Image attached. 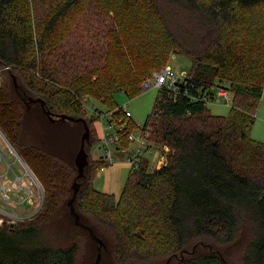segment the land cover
I'll list each match as a JSON object with an SVG mask.
<instances>
[{
	"label": "trees",
	"instance_id": "obj_1",
	"mask_svg": "<svg viewBox=\"0 0 264 264\" xmlns=\"http://www.w3.org/2000/svg\"><path fill=\"white\" fill-rule=\"evenodd\" d=\"M174 53L190 71L143 123L164 164L132 170L118 197L98 191L108 163L89 155L97 116L83 98L115 109V93L137 96ZM220 87L226 115L205 99ZM263 92L264 0H0V131L44 194L30 219L0 224V264H93L67 207L82 119L89 163L73 206L105 246L99 264H264V142L249 136Z\"/></svg>",
	"mask_w": 264,
	"mask_h": 264
},
{
	"label": "built area",
	"instance_id": "obj_2",
	"mask_svg": "<svg viewBox=\"0 0 264 264\" xmlns=\"http://www.w3.org/2000/svg\"><path fill=\"white\" fill-rule=\"evenodd\" d=\"M184 77V76H183ZM183 77H177L175 73L166 65L158 71H152L150 75L141 83L142 89L156 87L157 91L163 89L170 92H176L178 83ZM216 96L225 100L229 105L231 102V94L225 88H217L213 96H207L208 102H213ZM88 96L82 101L83 107L87 110ZM92 112L97 116L100 124V138L104 147V157L108 164L112 163L114 147L121 150H127L126 147L120 145V134L125 132L127 138L134 143L130 148L126 161L131 166V170L140 168V153L142 151H150L148 144V129H144V125L136 126L134 129L128 128V121L124 118H118L114 114L121 110L126 118L131 117V113L127 110V104L118 105L117 108L106 110L105 113L99 112L93 105ZM115 128V130H112ZM114 144V145H113ZM113 145V148L111 146ZM11 156L13 159H11ZM15 162H19L22 169H15ZM0 163L4 164V171L0 173V224L6 222L14 224L17 221L30 219L36 214L43 205V188L28 165L20 158L7 139L0 131ZM29 214H19V211H29Z\"/></svg>",
	"mask_w": 264,
	"mask_h": 264
},
{
	"label": "rangeland",
	"instance_id": "obj_3",
	"mask_svg": "<svg viewBox=\"0 0 264 264\" xmlns=\"http://www.w3.org/2000/svg\"><path fill=\"white\" fill-rule=\"evenodd\" d=\"M167 66L175 73L177 77H183L187 75V73L190 71L191 63L188 59L181 57L178 54L174 53L169 58ZM156 93H157V88L153 86L148 89L141 88V92L137 96H134L132 98L128 97L124 92H117L114 94V100L118 105L127 104V110L131 113L130 119H131L132 127L135 129L136 126L142 125L146 121V118L151 111ZM93 105H95L98 109L102 110L103 113L106 112V108L102 104H100L99 102L93 99H90L87 102V106H88L87 115L88 116H90L93 113L91 110V107ZM207 105H208L209 110L214 114L226 115L229 112V105L226 104L223 98L218 97V96H216V99L213 102H208ZM95 127L97 129L96 133L98 135V140L94 144H92L89 149V155L91 156L92 159H98L100 157L103 158L104 152H105L104 147L102 145L101 138L99 137L100 130L98 129L96 122H95ZM112 130H115V128H112ZM75 131H77V137H76L77 143L75 144V148L78 149L80 138L84 130L81 129L80 126H78L77 128H75ZM249 136L257 141L264 142V92L261 96L259 106L255 114L254 123L251 126V129L249 131ZM150 144L152 146V149L150 151H147V152L142 151L140 153V162H141L140 167H144L146 171L153 170L155 168V165L157 164V161L162 156L161 147L154 143H150ZM113 145L111 146V148H113ZM133 146H134V143L130 141V145L126 147L128 151L125 154L129 155L130 148ZM11 159H13L12 156H11ZM74 160H75V156H74ZM14 168L22 169V166L19 162H15ZM3 171H4V164L0 163V173ZM33 209L34 208L26 212L20 210L19 214H22V215L29 214L30 212L34 211ZM59 215L62 216L64 214L60 213ZM61 234H62V230L60 229V234L53 235V238L58 237L57 240L53 239L52 236H50L49 239L52 240L53 242L62 240L61 237L63 234L62 235ZM94 255L92 257L93 259H94ZM167 263H168V259L165 261V263L161 262L160 264H167ZM77 264H88V262L85 259V256L81 257L80 259L78 258Z\"/></svg>",
	"mask_w": 264,
	"mask_h": 264
},
{
	"label": "crops",
	"instance_id": "obj_4",
	"mask_svg": "<svg viewBox=\"0 0 264 264\" xmlns=\"http://www.w3.org/2000/svg\"><path fill=\"white\" fill-rule=\"evenodd\" d=\"M96 123L98 129L100 130L101 123H99V121H96ZM161 149L162 156L157 161L155 169L161 167L166 159L167 149L164 147H161ZM127 151L128 150H121L117 148V146L114 147L113 154L115 155H113V162L108 164L107 166L100 168L94 176L93 185L98 191L106 194H113L115 197H118L126 177L132 171L131 166L126 161L128 154L125 153Z\"/></svg>",
	"mask_w": 264,
	"mask_h": 264
},
{
	"label": "water",
	"instance_id": "obj_5",
	"mask_svg": "<svg viewBox=\"0 0 264 264\" xmlns=\"http://www.w3.org/2000/svg\"><path fill=\"white\" fill-rule=\"evenodd\" d=\"M14 83H15V80H14ZM36 101H39L41 103V105H43L40 100L33 99V102H36ZM44 113L49 116V112L44 111ZM60 118L61 119H68V120H72V121L79 120V119H74V118L69 117V116L68 117L61 116ZM50 119H52V118H50ZM82 123L84 126V131L81 135L80 146H79V149L75 155V160H74L75 166L77 168V175H76V177L73 180V183L71 185L72 196L69 198V200L67 202V207H68V213L72 216L74 224L77 226H81V227L85 228L88 231L91 238L95 241V243H96V256H95V259L93 261V264H99V261L101 259L102 248H104L105 246H104L103 242L101 241V239H99L97 236H95L93 234V231L89 227L85 226L84 224H82L80 222L79 215L77 214V212L75 211V208L73 206V201H74V198H75L76 193H77L78 188H79V184L77 183L76 179L81 178L83 176L84 167L89 163L88 159H87L88 154L85 151V144L89 141L90 130H89V127L87 126L86 121L84 119H82Z\"/></svg>",
	"mask_w": 264,
	"mask_h": 264
}]
</instances>
